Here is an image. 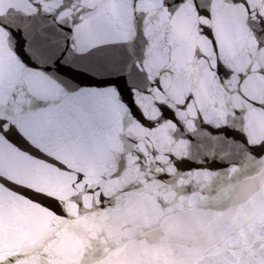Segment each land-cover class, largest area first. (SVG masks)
<instances>
[{
	"label": "snow or ice",
	"instance_id": "snow-or-ice-1",
	"mask_svg": "<svg viewBox=\"0 0 264 264\" xmlns=\"http://www.w3.org/2000/svg\"><path fill=\"white\" fill-rule=\"evenodd\" d=\"M0 264H264V0H0Z\"/></svg>",
	"mask_w": 264,
	"mask_h": 264
}]
</instances>
